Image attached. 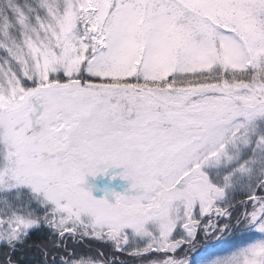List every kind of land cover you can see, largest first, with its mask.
Instances as JSON below:
<instances>
[{
  "label": "snow or ice",
  "instance_id": "1",
  "mask_svg": "<svg viewBox=\"0 0 264 264\" xmlns=\"http://www.w3.org/2000/svg\"><path fill=\"white\" fill-rule=\"evenodd\" d=\"M117 168L150 179L85 190ZM0 246L264 264V0H0Z\"/></svg>",
  "mask_w": 264,
  "mask_h": 264
},
{
  "label": "bare ground",
  "instance_id": "2",
  "mask_svg": "<svg viewBox=\"0 0 264 264\" xmlns=\"http://www.w3.org/2000/svg\"><path fill=\"white\" fill-rule=\"evenodd\" d=\"M115 175L116 178L113 179L112 176ZM91 183L92 185H89ZM96 184V186L93 185ZM123 184V180L119 178L114 169H109L107 175H97L95 177H86L85 190H91L92 193L97 194L96 196L111 195L115 189Z\"/></svg>",
  "mask_w": 264,
  "mask_h": 264
},
{
  "label": "trees",
  "instance_id": "3",
  "mask_svg": "<svg viewBox=\"0 0 264 264\" xmlns=\"http://www.w3.org/2000/svg\"><path fill=\"white\" fill-rule=\"evenodd\" d=\"M46 233L44 232H38V233H34L32 236V240L33 241H39V240H43L45 238ZM85 245H90L91 249L94 251L95 248L100 247V245H98L95 241H86ZM85 245H80L78 248V251L81 252H88V247H86ZM5 249L4 248H0V260H3V253H4ZM38 257V252L35 248H25L23 251L21 252H17L14 256V259L17 261V264H34L36 258Z\"/></svg>",
  "mask_w": 264,
  "mask_h": 264
},
{
  "label": "clouds",
  "instance_id": "4",
  "mask_svg": "<svg viewBox=\"0 0 264 264\" xmlns=\"http://www.w3.org/2000/svg\"><path fill=\"white\" fill-rule=\"evenodd\" d=\"M126 175H124V181L129 182V190H136L149 181V176L138 168H130L125 170Z\"/></svg>",
  "mask_w": 264,
  "mask_h": 264
},
{
  "label": "rangeland",
  "instance_id": "5",
  "mask_svg": "<svg viewBox=\"0 0 264 264\" xmlns=\"http://www.w3.org/2000/svg\"><path fill=\"white\" fill-rule=\"evenodd\" d=\"M20 2H23V0H20ZM114 171L116 172V174H117L118 176H120V174L123 173V168H117V169H114ZM89 185H92V184L89 183ZM93 185L96 186L95 183H93ZM128 188H129V182L123 180V184L119 187V189H115L113 192L122 194V193H124ZM91 193H92V192H91ZM97 194H99V193H96V194L92 193L93 198H95V199H107V201H108L109 203H111V204H114V203H115V198L112 196V194H111V195H102V196H99V195H98V196H96ZM231 239L234 240V241H236V242H240V241H242L243 239H246V237H242V236H240V235H236V236H234V237L231 238ZM0 248H3V247L0 246ZM133 264H134V262H133Z\"/></svg>",
  "mask_w": 264,
  "mask_h": 264
}]
</instances>
